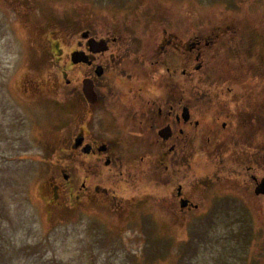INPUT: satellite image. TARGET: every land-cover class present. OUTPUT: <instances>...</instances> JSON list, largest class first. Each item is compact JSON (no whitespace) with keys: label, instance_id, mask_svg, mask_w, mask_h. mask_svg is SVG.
Here are the masks:
<instances>
[{"label":"rangeland","instance_id":"1","mask_svg":"<svg viewBox=\"0 0 264 264\" xmlns=\"http://www.w3.org/2000/svg\"><path fill=\"white\" fill-rule=\"evenodd\" d=\"M90 1L0 0V264H264V210L253 195L243 199L250 207L233 193L237 208L211 209L214 196L194 187L198 208L172 209L156 170L125 162L122 177L93 170V196L80 190L77 167L91 161L69 152L81 71L68 51L83 21L106 23ZM172 2L178 28L264 33V0Z\"/></svg>","mask_w":264,"mask_h":264},{"label":"flooded vegetation","instance_id":"2","mask_svg":"<svg viewBox=\"0 0 264 264\" xmlns=\"http://www.w3.org/2000/svg\"><path fill=\"white\" fill-rule=\"evenodd\" d=\"M89 7L103 8L108 18L83 21L68 51L89 61L75 64L81 84L69 150L91 161L89 171L77 167L80 190L93 196V170L107 167L111 177H122L125 162L129 170H156V189L170 188L172 209L198 208L197 187L216 197L211 209L237 208L230 197L238 193L240 209L253 195L264 210V195L255 191L264 178V33L178 28L172 0H91ZM93 39L102 41L100 49H91ZM87 80L90 100L82 91Z\"/></svg>","mask_w":264,"mask_h":264},{"label":"water","instance_id":"3","mask_svg":"<svg viewBox=\"0 0 264 264\" xmlns=\"http://www.w3.org/2000/svg\"><path fill=\"white\" fill-rule=\"evenodd\" d=\"M98 45H99V43H97L95 41H93L92 44H90L91 49L93 51L96 49H100L99 47H97ZM71 60L74 64L80 63V62L89 63L87 56H85L82 52L72 53V59ZM82 90L84 92L85 97L88 100H90L92 98L93 93H94L92 82L91 81H85ZM165 133H167V132H165ZM79 144H80V140H77L75 147L78 146ZM86 151L88 152V149H86ZM255 191L257 194H263L264 195V178L259 183V185H257ZM186 204H187V201L181 202L182 207L185 206Z\"/></svg>","mask_w":264,"mask_h":264}]
</instances>
